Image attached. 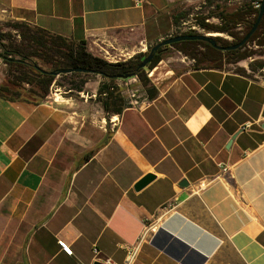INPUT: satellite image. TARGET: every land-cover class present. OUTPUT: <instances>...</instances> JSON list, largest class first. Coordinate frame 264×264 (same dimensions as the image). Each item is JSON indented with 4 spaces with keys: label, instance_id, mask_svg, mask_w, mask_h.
<instances>
[{
    "label": "crops",
    "instance_id": "crops-1",
    "mask_svg": "<svg viewBox=\"0 0 264 264\" xmlns=\"http://www.w3.org/2000/svg\"><path fill=\"white\" fill-rule=\"evenodd\" d=\"M184 1L0 0V26L117 62L174 35ZM6 57L0 47V264H264V74L250 59L170 55L147 86L83 73L78 89L53 82L39 97L10 81Z\"/></svg>",
    "mask_w": 264,
    "mask_h": 264
},
{
    "label": "trees",
    "instance_id": "trees-1",
    "mask_svg": "<svg viewBox=\"0 0 264 264\" xmlns=\"http://www.w3.org/2000/svg\"><path fill=\"white\" fill-rule=\"evenodd\" d=\"M213 2V0H209ZM255 5H258L257 7ZM261 0L256 3H241L233 10L227 7L215 4V10L208 13V17H215L220 20L219 23H207L206 18L201 17L198 21L199 25L206 31L224 32L233 36V41L220 43L221 37L215 36L217 42L221 45H233L239 42L245 34L252 28L259 14ZM173 22L175 25L184 17L182 13L173 14ZM245 25V31L241 34L235 32L239 25ZM3 26L8 31L0 28V47L7 54H13L16 59L7 57L6 62H11L13 83L17 81L31 84L32 91L39 97L45 96L49 86L55 82L58 85L67 84L70 88H77L78 84H82L79 80H74L75 76L84 72L61 73L52 75L51 71L60 68L83 67L89 68L95 74L108 77L112 80L117 79L116 75L129 73L133 77H137L143 86L149 84L147 71L152 70L156 64L166 56L167 51L172 47L183 53L185 56L192 58L194 66L206 64L211 66H222L223 63H237L254 56L256 50L246 49L249 42H254L259 47H264V12L263 16L250 38L242 46L231 50H219L207 42L199 40H183L173 43L171 46L160 47L155 53L151 62L144 68H138L143 56H145L150 48L144 53L136 54L127 60L109 62L106 59L92 54L87 50L84 42H75L66 37L57 35L39 27H33L23 22H6ZM17 34L19 40L13 38ZM196 31H187L181 34H194ZM178 35V34H174ZM198 48H202L198 49ZM263 65V64H262ZM40 69L46 71L43 72ZM67 74H71L67 76ZM88 74V73H84ZM69 77V78H67ZM117 98L115 96L114 100Z\"/></svg>",
    "mask_w": 264,
    "mask_h": 264
},
{
    "label": "rangeland",
    "instance_id": "rangeland-1",
    "mask_svg": "<svg viewBox=\"0 0 264 264\" xmlns=\"http://www.w3.org/2000/svg\"><path fill=\"white\" fill-rule=\"evenodd\" d=\"M256 1L257 0H213V2H209V0H185L182 4L178 6V8L176 9L174 13V14L182 13V15H184V17L181 18V20L176 25L174 34H181L187 31L188 30L187 27L191 25L192 23H194V20H196V23H198L201 17H208V13L215 10L216 3H219V5H222L223 7H227L228 10H233L234 8L239 6L241 3H256ZM206 19H209L207 23H219L220 22V20L215 17H208ZM184 22L188 23L187 26L183 25ZM0 28L3 31H8V29L5 30V28H7L6 26H0ZM195 31L201 34L219 33L214 36L221 37V39L218 40V42L220 43H225L226 41L234 40L233 36L228 33L206 31L201 26H199V28ZM244 31H245L244 24L239 25L235 29V32H238L239 34L243 33ZM12 35H14L13 36L14 39H16L17 41L19 40V37L17 36V34L13 33ZM198 49H201L202 51V48H198ZM246 49L257 51V53L254 56H252V60L249 61V64H250L249 68L255 73L264 74V70H262V68L264 67V47H259L254 42H249L246 45ZM170 55L174 57L173 60H170L172 64L178 62L177 61L178 57L185 56L183 53L177 51L174 48H170L169 51H167L166 56L164 58H167ZM185 57H187V59H192L189 56H185ZM149 71L150 70H148L147 72Z\"/></svg>",
    "mask_w": 264,
    "mask_h": 264
},
{
    "label": "water",
    "instance_id": "water-1",
    "mask_svg": "<svg viewBox=\"0 0 264 264\" xmlns=\"http://www.w3.org/2000/svg\"><path fill=\"white\" fill-rule=\"evenodd\" d=\"M264 12V0H261V6L259 9V14L257 16L256 21L254 22L252 28L245 34V36L237 43L233 45H221L217 42L215 39V36L212 35V33H194V34H178V35H172L169 37H166L165 39L157 42L156 44L152 45L149 52L143 56V59L141 60L140 64L138 65V68H144L151 60L153 59L155 53L158 51L160 47H166V46H171L175 42L183 41V40H199V41H204L210 44L211 46L219 49V50H231V49H236L240 46H242L244 43L248 41L252 33L256 30ZM43 72H46L42 69H40ZM71 72H84V73H94L92 69L89 68H83V67H72V68H60L56 71H51L50 73L52 75H59L61 73H71ZM133 77L132 74L125 73V74H119L116 75V78H121V79H128ZM154 179L153 174H147L145 175L142 179L136 182L134 185V189L139 190L143 188L145 185H147L151 180ZM186 181H183L185 183ZM94 264H105L103 262L96 261Z\"/></svg>",
    "mask_w": 264,
    "mask_h": 264
},
{
    "label": "built area",
    "instance_id": "built-area-1",
    "mask_svg": "<svg viewBox=\"0 0 264 264\" xmlns=\"http://www.w3.org/2000/svg\"><path fill=\"white\" fill-rule=\"evenodd\" d=\"M136 1V3H138V2H140L141 0H135ZM256 7L258 6V5H255ZM209 19H206L205 21H208ZM187 22H184L183 23V25H185V26H187ZM199 23H196V20H194V23H192L191 25H189L188 27H187V31H191V30H193V31H195V30H197L198 28H199ZM187 31H185V32H187ZM249 59L250 60H252V57H249ZM262 70H264V67L262 68ZM151 71L152 70H150L149 72H147V76L150 78L151 77V75H150V73H151ZM132 78V77H131ZM57 90V89H56ZM55 90V92H57ZM202 185V184H201ZM149 230V227H146V229L144 230V232H143V234H142V236L140 237V240L145 236V234L147 233V231ZM59 242V245L62 247V249L67 253V254H71V252H72V250L69 248V246L65 243V242H63V241H58ZM133 256V252H132V254H130L129 255V260L131 259V257ZM108 263H109V261H107Z\"/></svg>",
    "mask_w": 264,
    "mask_h": 264
},
{
    "label": "bare ground",
    "instance_id": "bare-ground-1",
    "mask_svg": "<svg viewBox=\"0 0 264 264\" xmlns=\"http://www.w3.org/2000/svg\"><path fill=\"white\" fill-rule=\"evenodd\" d=\"M213 35H217V34H219V33H212ZM151 75H152V71H151V73H150Z\"/></svg>",
    "mask_w": 264,
    "mask_h": 264
}]
</instances>
